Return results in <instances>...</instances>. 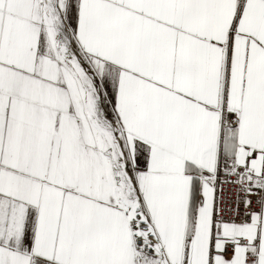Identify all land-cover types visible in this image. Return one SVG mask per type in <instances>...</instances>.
<instances>
[{
  "label": "snow or ice",
  "instance_id": "1",
  "mask_svg": "<svg viewBox=\"0 0 264 264\" xmlns=\"http://www.w3.org/2000/svg\"><path fill=\"white\" fill-rule=\"evenodd\" d=\"M0 264H264V0H0Z\"/></svg>",
  "mask_w": 264,
  "mask_h": 264
}]
</instances>
